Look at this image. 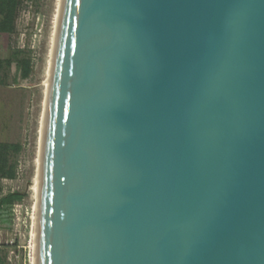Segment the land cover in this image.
Returning <instances> with one entry per match:
<instances>
[{
    "label": "water",
    "instance_id": "water-1",
    "mask_svg": "<svg viewBox=\"0 0 264 264\" xmlns=\"http://www.w3.org/2000/svg\"><path fill=\"white\" fill-rule=\"evenodd\" d=\"M35 264H264V0H55Z\"/></svg>",
    "mask_w": 264,
    "mask_h": 264
},
{
    "label": "rangeland",
    "instance_id": "rangeland-1",
    "mask_svg": "<svg viewBox=\"0 0 264 264\" xmlns=\"http://www.w3.org/2000/svg\"><path fill=\"white\" fill-rule=\"evenodd\" d=\"M55 0H31L18 10L15 32L0 34V59L13 51L28 52L32 72L27 79L12 63L0 85V143L22 146L16 162V179L0 181V195L25 194L20 203L0 211V250L4 264H31L32 179L41 110L49 36Z\"/></svg>",
    "mask_w": 264,
    "mask_h": 264
},
{
    "label": "trees",
    "instance_id": "trees-1",
    "mask_svg": "<svg viewBox=\"0 0 264 264\" xmlns=\"http://www.w3.org/2000/svg\"><path fill=\"white\" fill-rule=\"evenodd\" d=\"M31 0H0V34L12 35L15 32V23L18 10L25 2ZM15 63L22 79H27L31 72V58L28 52L13 51L7 59H0V85H4V72ZM22 146L18 143H0V181L16 179L17 156L21 152ZM25 198V194L12 192L0 195V211L10 207L15 203H20ZM4 257L1 256L0 264H4Z\"/></svg>",
    "mask_w": 264,
    "mask_h": 264
},
{
    "label": "bare ground",
    "instance_id": "bare-ground-1",
    "mask_svg": "<svg viewBox=\"0 0 264 264\" xmlns=\"http://www.w3.org/2000/svg\"><path fill=\"white\" fill-rule=\"evenodd\" d=\"M46 71V70H45ZM45 80V77H44ZM43 89H44V81H43ZM42 98H43V92H42ZM41 109H42V101H41ZM40 124H41V110H40V115H39V121H38V129H37V141H36V158L34 161L35 164V171H34V176L32 179V187H31V192H32V200H33V205H32V231H31V264H35V245H36V205H37V187H36V180H35V174H36V166H37V154H38V148H39V133H40Z\"/></svg>",
    "mask_w": 264,
    "mask_h": 264
}]
</instances>
